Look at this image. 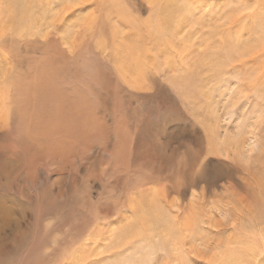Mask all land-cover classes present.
I'll return each instance as SVG.
<instances>
[{
  "label": "rangeland",
  "instance_id": "rangeland-1",
  "mask_svg": "<svg viewBox=\"0 0 264 264\" xmlns=\"http://www.w3.org/2000/svg\"><path fill=\"white\" fill-rule=\"evenodd\" d=\"M104 1L17 0L24 10L13 12L12 0H0V82H38L40 66L52 74L47 82H63V62L76 61L79 29L94 33L101 25L79 27L102 17ZM132 1H119L132 23L116 22L112 9V32L98 33L110 45L107 57L85 51L101 64L99 82L118 78L105 86L111 101L97 103L101 122L111 107V132L128 131V152L119 134L116 143L117 135L106 133L79 177L69 169L45 179L35 157L19 188L37 184L38 192L14 210L30 222L29 238L9 246L3 264H264V0H183L175 27L159 40L147 26L155 4L135 0L136 9ZM123 52L148 57L120 73L114 58ZM160 115L151 129L161 132L159 143L140 144L143 121ZM49 192L68 193L48 208Z\"/></svg>",
  "mask_w": 264,
  "mask_h": 264
},
{
  "label": "bare ground",
  "instance_id": "bare-ground-1",
  "mask_svg": "<svg viewBox=\"0 0 264 264\" xmlns=\"http://www.w3.org/2000/svg\"><path fill=\"white\" fill-rule=\"evenodd\" d=\"M119 1L121 0H105L103 3V7L102 8L100 7L101 10H99L102 13L101 14L102 17L98 18L99 16L98 13V15L94 16L92 20L84 22L83 25L79 27L83 29L84 28L92 29L94 26L93 23L95 22L101 25V28L100 26H97V29H99V31H94V33L89 32V30H87V33L83 34L82 30L79 29L78 35L80 36V39L77 43L78 45L77 53L75 51L76 61L75 63L63 62L65 63L63 65V74L65 77V79L62 80L63 82L57 81L58 74L60 73V71L57 68L53 67L54 65L52 64V62H51L52 68L57 82H47L48 77L49 80L52 79V74L49 70L45 72V70L40 65H39L40 67L38 68L39 74L37 75L38 82H0V264H3V261H6L7 253L10 250L9 246H13V243L16 244L17 242L23 240L25 235L27 234L28 231L27 229L30 226V222L28 220H24V217L26 215L22 213V209L19 211L20 214H14V210L15 207H21L25 199L26 202H30V199L32 198V192H38L36 188L37 184L35 185L29 184V186L31 187V192H30V187L27 184H22V188L21 189L19 188V184H20L19 179L24 178L25 180H27L26 179L27 176L24 175L27 172H29L32 166L34 167V165L36 164L35 157L41 158L42 160L41 167L40 168L37 167L39 168V172H40L39 177H41V179H45V176L48 174L55 173L57 175L59 172L61 174H64L63 171L66 172L69 169H71V172L74 173L75 177H79L80 170H82L81 167L84 164V160L86 159V156H88L87 154H89L92 151H95V149L99 147L98 144L100 140L104 139L106 133L108 134L114 132V131L111 132V128H109L107 125L109 118H111V111H112L111 107H107L104 109L103 117L105 119L108 116V118L104 122H101L100 121L101 109L97 101L99 100H102L103 102L111 101V98L113 97L108 95L111 88L110 87L105 88V86H110V84L111 83L113 84V81L117 80L118 78L115 79V76H112L110 74V77L109 78L106 77L105 79L108 80L109 82H104V83L99 82L97 79L103 75L101 74V72L103 73V71L101 70L102 68L101 64L98 60H96L95 62L90 61L88 57L85 55L86 54L85 51L86 49L89 48L93 49L94 53H97L99 52V50H101L102 52L100 53V55L103 58L107 57V55L103 53L109 52V50H111L110 45L109 43L102 44L100 40V38L102 37H98L99 36L98 33L106 34L108 31L112 30L113 23H109V21L113 22L111 19H113L112 17L114 15L112 16L111 12H109L112 9L113 11H116V16H114L117 17L115 18L116 22L122 23L124 25H129L130 23H132V21H134L129 16V14L127 15L126 11L122 9L123 7L119 3ZM134 1L135 0L132 1L133 4L132 3L130 4L131 6H134V8L136 7L137 9L139 4H135ZM149 1L155 4V8H154L155 11L153 12L154 15L151 17V19H149L151 22L149 20L147 21V26L151 28V31L159 40L165 34L162 33L165 30L164 28H167L168 26H170L171 28L175 27L173 26V24L176 25L181 15L180 13L184 10L183 2L185 1L180 0L182 4L181 3L178 4L179 0H149ZM12 2H14V5L12 6L13 12H19V11L23 12L24 8L22 9L20 5L15 6L17 0H12ZM106 3H110L111 7H109L110 5L108 6V4ZM152 6H150V8ZM96 10L97 8L95 7V10L92 11H96ZM138 12L139 10H137V13ZM109 15H110V20L107 21ZM98 19L101 20L98 21ZM115 27L117 28L116 25ZM129 29L130 27H127V30ZM123 30L124 29L122 28V31ZM115 34H117V32ZM127 35L128 34H126L125 36ZM96 45H99V47L97 48ZM117 53L119 54V52ZM66 55L67 54H65L64 56ZM122 55H123L122 58L118 56H115L114 58V65L115 63L118 64L117 71H120V73L124 69V67L126 69L128 67H131L132 69L133 67H135V65H140L142 63V60L144 62L143 57H148L143 53H141V55H139L135 59H133L132 55L128 53L123 52ZM72 61H74V59ZM220 63L221 61L217 57V64ZM67 70H73V73L66 74ZM44 73L46 76H43ZM159 118L162 119V116L161 115L158 116L155 120L150 119L147 121L146 120L143 121L144 131L143 133L140 134V138L142 140L140 141V144L143 143L146 144V146L148 145V147L151 146L154 147V145L158 142L161 132L153 131L151 129L154 127L156 122L158 123L157 120ZM147 128L149 129L147 130ZM115 134L117 135L115 136L117 137L116 143H118V134H119L120 137L119 142L121 141V145H122L121 150L122 152L126 151L129 146V144L127 143L128 131L125 132L119 131L118 134L117 132ZM249 138H250L249 139L250 142L248 141L249 146L254 145L253 136ZM124 140L127 142H125ZM107 142H110V139H107ZM141 147L138 148L143 149ZM130 149L131 148H129V150ZM116 152L117 151H115V153ZM118 153L119 150L114 158L115 159L118 158L116 160L119 159L121 160ZM138 153H140V151ZM124 155L126 156V154ZM130 155L132 157L131 153ZM133 157L135 158V156ZM127 160L129 161V159H126V161ZM115 162L117 163L118 161ZM134 162L136 164L139 163L137 158H135L133 163ZM119 164L123 165L122 163ZM118 165H116L115 167H117ZM115 169L117 170V168ZM186 172H188V170H186ZM212 175L213 177L214 176L217 177L219 173L215 172L212 173ZM203 177L207 178L206 172L203 174ZM209 177L210 179H212L211 176ZM76 180L78 179L74 178V181ZM178 186L176 188H178ZM47 192L48 191L46 192L43 191V193H47ZM67 193L64 192L60 195L57 194L58 197L54 198L52 193L49 192L44 198L47 199L46 207L55 208L63 204V199L65 198ZM7 233H9V236L3 237ZM26 238H29V235H27L25 239ZM252 248L253 247H251V249Z\"/></svg>",
  "mask_w": 264,
  "mask_h": 264
}]
</instances>
